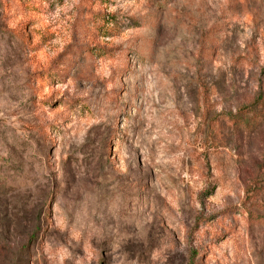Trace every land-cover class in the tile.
<instances>
[{
    "label": "rangeland",
    "instance_id": "rangeland-1",
    "mask_svg": "<svg viewBox=\"0 0 264 264\" xmlns=\"http://www.w3.org/2000/svg\"><path fill=\"white\" fill-rule=\"evenodd\" d=\"M0 264H264V0H0Z\"/></svg>",
    "mask_w": 264,
    "mask_h": 264
}]
</instances>
